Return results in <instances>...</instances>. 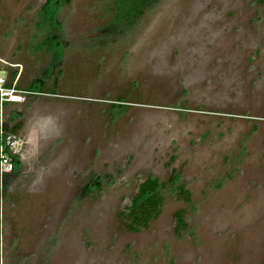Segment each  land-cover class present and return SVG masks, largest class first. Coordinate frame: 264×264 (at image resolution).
I'll return each mask as SVG.
<instances>
[{"label": "rangeland", "instance_id": "rangeland-1", "mask_svg": "<svg viewBox=\"0 0 264 264\" xmlns=\"http://www.w3.org/2000/svg\"><path fill=\"white\" fill-rule=\"evenodd\" d=\"M109 4L0 0V124L21 126L0 264H264V0H160L105 38ZM149 178L164 207L133 233Z\"/></svg>", "mask_w": 264, "mask_h": 264}, {"label": "trees", "instance_id": "trees-1", "mask_svg": "<svg viewBox=\"0 0 264 264\" xmlns=\"http://www.w3.org/2000/svg\"><path fill=\"white\" fill-rule=\"evenodd\" d=\"M159 3L160 0H110L108 12L112 16V20L106 25V27L99 31L101 33V37L108 38L114 35L124 36V33H127L134 26H136L145 16V14ZM48 6L49 5L45 6V8L42 10L41 25L44 26V24H49L51 31L49 32L48 38L45 39V42L41 48H46L49 52H55L56 54L57 48L59 47L57 41L59 37L56 32H61V29L59 28V24H57L55 17V12L57 9L52 11ZM53 45H55L56 49H54ZM44 85L45 83L43 80L34 82V85L30 88L31 93H38L36 90L41 91V88ZM6 87L11 89L12 85H6ZM5 103L2 104L4 105ZM20 128V125H16L9 130L7 125L1 126L0 124V133L2 132L4 135L8 136L9 134H16ZM3 143L4 141H1L0 136V147ZM5 152L12 157L14 169L9 174H4L3 176L0 174V189L3 185L4 187L7 186L9 180L18 173L21 167L19 155H12L9 149H6ZM91 183L92 186H99V182L97 181H92ZM165 188V184L154 178H149L140 184L139 191L133 202L123 213L126 227L130 232L139 233L143 230H146L150 227L152 222L160 217L164 207L163 190ZM177 189L179 195L182 198H184L187 202L191 201L190 193L185 188V186H179ZM175 220L176 232L181 235L188 229L185 212L178 211L175 214Z\"/></svg>", "mask_w": 264, "mask_h": 264}, {"label": "built area", "instance_id": "built-area-1", "mask_svg": "<svg viewBox=\"0 0 264 264\" xmlns=\"http://www.w3.org/2000/svg\"><path fill=\"white\" fill-rule=\"evenodd\" d=\"M1 92H6L7 90L3 87L0 90ZM12 102H17L16 100H11ZM5 102V101H3ZM2 102V103H3ZM1 141L3 140L4 143L0 147V174L3 176L4 174H9L14 169V164L12 161V157L7 154L5 151L6 149H9L10 153L12 155H18L17 154V147H18V140L15 138V136L11 135H4L2 132L0 133ZM6 138L4 139V137Z\"/></svg>", "mask_w": 264, "mask_h": 264}, {"label": "clouds", "instance_id": "clouds-1", "mask_svg": "<svg viewBox=\"0 0 264 264\" xmlns=\"http://www.w3.org/2000/svg\"><path fill=\"white\" fill-rule=\"evenodd\" d=\"M6 90H10L9 88H7ZM11 90H14V89H11ZM18 102V101H17Z\"/></svg>", "mask_w": 264, "mask_h": 264}]
</instances>
